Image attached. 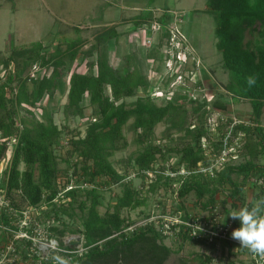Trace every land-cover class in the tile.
<instances>
[{
  "label": "trees",
  "instance_id": "trees-1",
  "mask_svg": "<svg viewBox=\"0 0 264 264\" xmlns=\"http://www.w3.org/2000/svg\"><path fill=\"white\" fill-rule=\"evenodd\" d=\"M206 9L216 21L215 46L228 76L224 85L227 94L217 95L212 104L227 111L229 99L234 102L245 100L251 107L249 124L239 123L233 129L234 133L244 131L237 153L245 159L238 164L226 165L214 177L191 174L184 178L176 192L183 209H186L183 199L190 192L194 193L202 208L213 204L218 192H222L221 203L223 206L228 204L224 209L229 215L237 207L264 199V186L256 182H251L250 198H245L243 191L245 183L250 182L249 178L264 175V161L258 162L259 157L264 158V0H207ZM152 17L148 13L132 18L134 28L149 24L154 19ZM157 19L166 22L167 12ZM253 33L256 34L254 40L246 38L247 34ZM118 34L114 24L96 30L93 42L81 51L87 67L83 72L70 69L80 50L89 43L80 36L67 40L65 48L35 41L29 46L12 47L6 57L0 54V160L7 151L3 139L14 136L16 143L7 186L9 191L21 190L30 204L50 201L58 191L59 175L66 181L72 179L78 183L82 179L92 185L90 189L68 191L71 201L68 205H60V212L68 216L74 215L70 211L74 203L80 211L81 228H70V232L81 233L87 249L74 256L76 264H165L172 249L151 226L131 233L122 232L126 217L121 216V210L143 205L146 197L130 182H125L112 210L108 208L101 213L98 210L101 203L99 188L120 184L126 177L125 173L115 169L110 158L126 146L123 127L129 121L135 133L134 142L138 145L130 156L137 172L153 169L155 165L162 172L165 162L172 156H177L178 163L186 168L195 166L200 160L206 161L198 144L206 133L201 121L204 111L201 105H194L192 100L181 97L157 104L149 94L150 82L145 72L131 54H125L116 64L112 63L109 55L111 42L114 43ZM32 64L41 72L35 78L28 74ZM66 73L64 117H81L86 107H90L91 112L84 134L66 138L65 160L68 165L61 169L55 154L61 128L54 121L53 113L43 110L39 119L35 112L45 94L51 97L59 89ZM250 75L256 77V83L251 87L247 84ZM132 97H135L133 102H126ZM22 105L29 107L26 116L19 113ZM195 116L199 121L191 127ZM159 123H164L170 133H180L177 139H171L177 141L174 145L155 141L154 129ZM20 163H23V169H20ZM162 176L157 172L149 189L157 188ZM172 180L165 178L162 183L171 188ZM230 219L235 228L240 226L238 220ZM1 221L7 222L6 217L3 216ZM59 233L62 234L63 230ZM181 240L200 244L186 236ZM200 245L208 247L210 253H194L191 263L209 264L214 255L213 247ZM238 252L251 253L243 247H239Z\"/></svg>",
  "mask_w": 264,
  "mask_h": 264
},
{
  "label": "built area",
  "instance_id": "built-area-1",
  "mask_svg": "<svg viewBox=\"0 0 264 264\" xmlns=\"http://www.w3.org/2000/svg\"><path fill=\"white\" fill-rule=\"evenodd\" d=\"M167 14L166 22L154 19L149 24L137 28L134 36L142 46L159 44L163 61L162 70H155L151 65L145 70L150 82L149 94L153 99L161 97L162 103L181 97L186 101L192 100L194 105H201V110L204 111L201 121L206 133L200 137L198 144L206 161L200 160L195 166L186 168L178 163L177 156H172L165 162L162 172L157 165L153 169L139 170L137 175L142 180L139 187L141 190L148 188L155 181L157 172L162 173L161 180L172 178L171 188L176 189L184 178L191 174L214 177L226 165L238 164L245 159V156L241 157L237 153L244 131L234 133L233 129L239 123L249 124L248 116L240 118L213 106L212 103L217 95L205 84L200 66L192 70L186 67L188 58L190 57L191 60L195 58L187 36L182 30L185 14L173 10ZM138 33L142 34L141 39ZM28 74L35 78L41 75V72L37 65L32 64L28 68ZM163 79L165 88L159 87ZM198 121L195 116L191 127ZM3 140H6L7 151L0 160V264H53L52 257L55 255H61L71 264H76L74 256L84 253L87 247L84 246L81 233L74 236L69 231L70 219L67 214L60 212V205H68L71 201L68 191L79 188L90 189L92 185L82 179L78 183L72 179L66 181L65 177L60 181L62 175H59L58 191L50 201L28 203L22 196L21 190H8V169L16 138L11 136ZM249 179L264 186L262 174ZM174 200L179 201L177 192ZM172 205L173 203L158 211H147L135 219L126 217L122 232L131 233L139 228L151 226L164 239H183L186 236L197 240L200 244L213 247L214 255L209 264H217V258L222 253L228 255L229 249L235 253L239 251V242L231 238V233L235 229L233 221L226 213L221 200L215 199V202L206 208L199 205L198 211L183 209L180 207V202ZM3 216L6 217L7 222L1 221ZM60 230H63L62 234L59 233ZM248 255L249 264H264V259L261 257L252 253Z\"/></svg>",
  "mask_w": 264,
  "mask_h": 264
},
{
  "label": "rangeland",
  "instance_id": "rangeland-1",
  "mask_svg": "<svg viewBox=\"0 0 264 264\" xmlns=\"http://www.w3.org/2000/svg\"><path fill=\"white\" fill-rule=\"evenodd\" d=\"M207 0H0V54L6 57L12 47L29 46L32 42L40 41L44 45L54 46L59 44L63 48L69 39L80 36L87 39L89 43L84 46L77 57L70 65L71 70L86 71L87 67L82 58L81 51L87 48L93 42V34L96 30L106 25H116L119 30L116 43L111 42L109 55L112 63L116 64L120 59H123L125 54L131 52L133 43L127 39L131 32L135 39V32L138 29H133L132 17L137 14L150 13L155 11L154 17L158 18L164 12L176 11L184 13V21L182 30L187 36L188 42L193 51L195 60L188 58L186 67L194 69L200 66L203 79L205 73H210L212 80L220 85L216 95L227 94L224 85L228 81L226 71L221 65V54L215 46L216 37L214 33L216 21L214 15L206 9ZM153 17V18H154ZM77 29V30H76ZM141 39L142 34L138 33ZM256 37V34H247V39ZM132 40V38H131ZM135 39L134 41H136ZM142 45L136 44L138 54L143 55ZM146 47V46H143ZM147 48V47H146ZM153 53L159 54V44L151 47ZM197 63V65H196ZM160 67L163 66L162 56H160ZM95 69V68H94ZM158 70V69H157ZM159 69L158 71H161ZM145 72V69L143 68ZM157 71V72H158ZM2 74V73H0ZM208 75V74H207ZM206 75V76H207ZM68 74L62 76V84L50 97L45 94L36 108L37 118H41L43 110L47 113H53L54 121L61 128L58 145L55 146V154L58 159V165L61 169H65L68 162L65 160L66 153V138L71 136H81L85 132L88 116L91 108L84 109V115L64 117L62 107L66 101V86ZM166 77H164L165 79ZM163 81L159 87L165 88L166 84ZM207 85V83H205ZM141 93V92H139ZM219 93V94H218ZM135 97L127 98L126 102H133ZM162 98H154L157 104L162 103ZM234 100V99H233ZM86 103V101H85ZM186 104H189L188 102ZM229 114H234L237 117L245 118L248 116L250 104L248 101L234 102L228 100ZM29 107L22 105L20 107V115L26 116ZM33 109V107H32ZM44 111V112H45ZM262 124L264 126V114L262 116ZM123 132L126 137L127 144L124 148L116 151L110 158L113 166L119 173H125L126 177L120 184H111L108 188L100 187V205L98 210L103 213L106 209L112 210V205L116 197L121 193L122 184L130 182L131 186L145 196L144 204L134 209H122L121 216L135 219L147 211H158L162 207H166L173 203L181 201L174 200L176 189L169 188L160 180V185L151 190L148 188L139 189L142 183L141 177L137 175V171L133 166L131 159L132 153L136 150L137 144L134 142L135 133L131 129V121L123 127ZM180 133L168 132L165 129L164 123H159L154 129L155 141L164 142L174 145ZM264 158L259 157L258 162L263 163ZM20 169H23V163L19 164ZM64 180L60 176V181ZM245 183L243 189L245 198H250L251 180ZM223 193L218 192L216 200H222ZM80 196L79 198H83ZM183 204L186 209L191 211L200 210V204L197 203V198L193 192H190L184 199ZM222 204V203H221ZM164 205V206H163ZM228 206V204L224 205ZM238 209V207L236 208ZM70 211L73 216H68L71 230L81 228L79 221L80 211L76 207V203L72 205ZM70 231V230H69ZM78 232H72L77 236ZM164 243L172 249L171 254L165 261V264H192V255L196 252L207 253L194 246L191 241L181 239L165 238ZM220 251V250H219ZM221 253V252H220ZM238 253V252H236ZM221 254L217 260V264H249L250 257L247 254ZM223 255V256H222Z\"/></svg>",
  "mask_w": 264,
  "mask_h": 264
},
{
  "label": "clouds",
  "instance_id": "clouds-1",
  "mask_svg": "<svg viewBox=\"0 0 264 264\" xmlns=\"http://www.w3.org/2000/svg\"><path fill=\"white\" fill-rule=\"evenodd\" d=\"M256 77L248 76L247 84L255 85ZM239 221V227L233 229L231 238L239 242L240 247L248 249L252 254L264 259V199L242 205L232 210L229 215ZM53 264H71L61 255L52 257Z\"/></svg>",
  "mask_w": 264,
  "mask_h": 264
},
{
  "label": "crops",
  "instance_id": "crops-1",
  "mask_svg": "<svg viewBox=\"0 0 264 264\" xmlns=\"http://www.w3.org/2000/svg\"><path fill=\"white\" fill-rule=\"evenodd\" d=\"M151 14H152V16L154 17V14L156 13L155 11H153V13L152 12H150ZM141 14V13H140ZM140 14H137V15H135L134 17H132V18H135V17H137L138 15H140ZM145 13H143V15H144ZM146 14H148V12L146 13ZM153 17H152V19H153ZM154 19H157L156 17H154ZM153 19V20H154ZM132 20V19H131ZM150 21H152V20H150ZM132 22H133V20H132ZM134 25V24H133ZM116 28H117V26H116ZM133 29H135L134 28V26H133ZM118 30V29H117ZM118 32H119V30H118ZM136 33V32H135ZM132 34H134V32L132 33ZM132 34H131V32L129 33V35L127 36V39L129 40V42L131 41L132 43H133V49H132V51L131 52H128V54H131L132 56H133V58H134V60H135V62L139 65V67H140V69L141 70H143V68L146 70V68L148 67V66H152L155 70H159V69H161L162 67H160V64H158V63H160V56H161V53H160V51H159V54H158V52L157 53H155V54H152L151 53V47H153V46H155L154 44L152 45V46H150V47H143V46H141L142 48H143V55H141V54H138V51H137V48H136V44H140L139 43V41L138 40H136V41H134L135 39L132 37ZM131 38H132V40H131ZM116 41H117V39L114 41V43H116ZM208 74V75H207ZM205 73V76H204V78H205V83H207V86L210 88V89H212V90H214L215 92H217L219 89H218V87H220V85L219 84H217L214 80H212L213 78H212V76H211V74L210 73ZM207 75V76H206ZM227 111H229V107H228V109H227ZM192 244L194 245V246H197V247H199L200 248V250H202V251H206L207 250V247H205V246H203V245H200V244H197V243H194V242H192ZM228 253H229V255H233V254H235V252H233L232 250H230L229 249V251H228ZM205 254H207V253H205ZM236 254H243V253H236ZM193 256V255H192ZM231 261V260H230ZM230 261H228L229 263H231V264H233L232 263V261L230 262Z\"/></svg>",
  "mask_w": 264,
  "mask_h": 264
}]
</instances>
